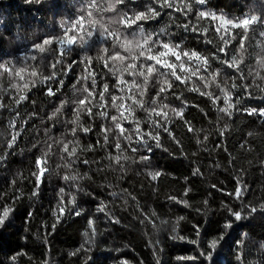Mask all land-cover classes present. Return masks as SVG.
<instances>
[{
	"label": "trees",
	"instance_id": "1",
	"mask_svg": "<svg viewBox=\"0 0 264 264\" xmlns=\"http://www.w3.org/2000/svg\"><path fill=\"white\" fill-rule=\"evenodd\" d=\"M104 2L114 3L115 0ZM147 5L148 0H132L127 4V10L147 11ZM262 6L264 0H208L206 10L217 13L223 11L230 17H239L251 10L259 11ZM78 11L79 0H0V63L10 61L19 66V61L20 64L37 65L41 54L32 51L33 43L42 42L48 36H62L61 24L73 21ZM168 11L165 10L156 19L141 22L146 31L159 32L162 27L167 28L173 41L182 42L185 49H195L208 56L215 50L214 45L221 43L215 35V24L211 25L212 31L209 33V39L214 43L206 45L202 37L198 39L191 31L184 32L182 25L188 22L184 16L176 13L170 17ZM102 15L106 26L121 27L109 24V18L118 19L114 13L105 12ZM192 22H196L195 17ZM201 23L209 27L207 20ZM67 26L71 27V23H67ZM259 31L257 26L256 33L248 42L251 58L246 59L252 75H248L249 67L245 66L243 71L247 80H234L232 70H226L229 73L227 84H222L229 89L232 83L252 85L251 97L244 95L242 89L234 90L233 100L237 95L242 96L241 105L237 106L240 108H264V91H261L264 89V79L256 76L257 72L264 76V69L256 63L257 54L264 48V37L259 36ZM105 43L111 44L110 41L95 39L87 50L76 47L73 54L66 58L64 68L66 70L67 63L73 59L83 60L84 52L87 51L93 58L99 91H103L104 83H108L114 94L127 97V87L120 93L116 84L126 64L110 62V67L116 73L113 76L99 59V56L104 55L100 48ZM236 47L239 48L238 41ZM31 55H36L38 60L24 59ZM50 59L49 56L44 61V71L39 77H32L28 72L22 74L23 80L14 74L0 75V104L4 105L0 107V157H6L0 163V208L7 205L14 209L10 222L0 228V264H13V256H16L15 264H157V260L162 264H196L179 259L198 256L199 249L187 241L172 240L170 237L174 234V228L180 235L196 240L194 226L200 225L207 249L208 242L213 238L218 239L220 233L225 231L223 226L230 218L222 201L235 210L248 205L259 209L264 203V119L248 116L243 111L234 112L231 119H219L223 114L217 111V107L224 106L223 100L213 105L207 96L188 91L187 88H191L195 82L193 77L187 88L177 81L171 91L187 101L189 106L185 109V119L191 122L194 129L202 131L189 132L184 121L166 110L171 118V123L166 126L180 141L179 145L168 133L161 131L162 147L157 148L155 141L150 140L152 152L148 153L145 145L135 143V123L130 118L123 121V127L132 135L131 144L120 138L123 151H118L115 144L119 129L113 126L111 145L104 148L97 145L98 140L103 144L100 129L102 125H112V122L110 118L106 120L99 115L104 111L100 107L99 96L90 98L95 104V119L90 118L86 111L81 114L80 124L92 127L93 131L89 134L78 131L75 138L71 133L72 127H78L71 123L75 119L73 109L79 99L87 96L84 92L86 84H91V80L82 79L87 75L85 64L74 65L67 75L58 74L57 80L39 83L44 75L51 74ZM216 68H221V65L213 61V70ZM221 71L225 69L221 68ZM124 79L131 81L132 77L124 72ZM34 80L37 81L35 87L32 84ZM59 80L64 81L63 85ZM160 82H163L162 79ZM197 86L202 87L199 83ZM48 87L59 91L55 96H49ZM158 87L159 84L156 85ZM210 90L215 95H221L215 85ZM20 95H26L27 99L17 105L16 100ZM175 95L169 94L168 100L162 102L181 107ZM145 99L150 103L148 96ZM107 100L110 114L118 116V111L111 107V97H107ZM126 104H131V101L127 100ZM58 107L61 112L49 119ZM88 107H92V104ZM17 112L19 117L16 116ZM134 115L135 119L142 121L141 128L144 131L151 130L147 112L137 107ZM152 119L161 120L157 116ZM13 120L16 121L15 128L12 127ZM161 123L165 122L161 120ZM225 126L227 131L221 137L219 132ZM17 131L21 132V136L13 149L9 150L8 141ZM205 135L208 136L207 141L203 140ZM74 139L79 140V145L72 143L69 150L77 147L78 158H69L63 151V145ZM197 139L202 143L197 144ZM34 144L36 148H33ZM88 144L96 146L95 150L82 151ZM132 147H138L139 151L133 152ZM44 153H47L50 171L45 174L38 194L33 196L36 186L32 173L38 171L35 161ZM110 154L112 157H122V168L109 160ZM143 155H149L150 162H141L140 157ZM85 159L90 163L85 165ZM196 168L201 170L202 175L193 176ZM157 171L161 175L153 181L149 172ZM65 175H75L77 180L65 181ZM237 177L248 187L243 202L227 195L234 193ZM185 178H188L187 181ZM213 184L223 191L213 189ZM61 188L65 189L63 205L60 204ZM186 188L191 189L187 197L184 196ZM18 195L21 198L16 200ZM73 196L78 210L82 212L80 216L67 211L74 207L67 203ZM170 196L188 199L189 206L176 204L169 200ZM101 204L106 206L110 215L97 211ZM61 206L66 208V212L61 222L57 223L53 210L59 215ZM29 213L32 215L29 216ZM244 214L247 215V212ZM181 216L185 219L179 221L177 227V220ZM89 218L94 220V238L88 226ZM114 219L119 220V223H114ZM54 224L55 229L52 227ZM228 231L230 234L216 257L218 264H261L264 261V248L261 247L264 244V212L258 210L249 219L234 222L233 228ZM85 232L88 236H85ZM241 239L245 243L238 247L236 242ZM238 254L240 261L237 260Z\"/></svg>",
	"mask_w": 264,
	"mask_h": 264
},
{
	"label": "snow or ice",
	"instance_id": "2",
	"mask_svg": "<svg viewBox=\"0 0 264 264\" xmlns=\"http://www.w3.org/2000/svg\"><path fill=\"white\" fill-rule=\"evenodd\" d=\"M132 0H115L114 3L105 4L104 0H79V11L76 18L70 22H63L61 27L63 28L62 36H48L43 39L42 42H36L32 45V51L41 54L39 57L40 63L37 65H26L20 64L18 61L17 65H13L10 61L7 63H0V75L9 74L19 77L21 80L24 79L22 75L28 72L32 77H39L43 74L44 68L42 65L44 61L48 59L49 65L52 69L50 75H44L39 83H47L51 80H57L58 74L67 75L73 70L74 65L79 63L85 64L86 76L82 77L84 81L91 80V84L84 87V92L87 93L83 99H79L76 108L73 109L75 113V119L71 121L72 124L78 125V127H72L71 133L75 138L78 131H82L84 134H89L93 131L92 127H85L80 124L81 114L86 111L87 115L93 120L96 117V113L93 111L95 104L93 99L99 96L101 101L100 107L104 109L99 115L104 119H109L112 125H102L101 133L103 134V144L97 141V145L108 148L111 145L110 134L113 132V126L115 129H119V137L115 144V148L118 151H123L120 138L128 141L130 144L132 142V135L128 133V130L123 127V121L131 120L135 123V134L136 141L138 145H145L147 152H152V146L149 141H155V146L157 148L162 147L161 144V131L168 133L177 145L180 141L175 139L172 130L166 126V124L171 123V118L169 117L170 110L174 117L179 120L184 121L185 126L189 132H197L202 130L194 129L191 122L185 119V109L189 106L187 101L180 95H175L174 91H171L176 86L178 81L181 85L187 88L188 83L195 77V82L191 88H187L190 92H197L201 96H207L213 103L217 105V102L221 99L223 100L222 107H217V111L222 113L223 116L219 119H224L227 117L232 118L234 112L243 111L247 113L248 116H257L258 118L264 119V108L237 107L241 105L242 96L237 95L236 99L233 100L234 90H243V94L251 97L253 94L250 91L251 84H237L232 83L231 89L222 84L226 85L229 73L226 70H232L231 75L233 79H239L241 81L247 80V76L244 74L243 68L245 66L249 67L248 75H252L251 66L247 64V59L251 58V53L248 52L250 47L249 41L252 40V35L256 33L257 26H259V36L264 37V6L259 11L251 10L249 13L239 16L230 17L223 11L217 13L215 11L206 10L208 0H148L147 11H136L133 10L129 12L127 10V4L131 3ZM165 10H169L167 14L172 17L174 14L178 13L185 17L188 21L184 23L183 29L187 33L191 31L196 34L198 39L203 38V42L206 45H213V40L209 39V33L212 31L211 25L215 24V35L219 38L220 44H215V50L210 56L204 55L195 49H185L182 42L173 41L171 39V34L167 28L162 27L159 32H147L143 23L144 21L156 19L162 15ZM112 12L118 19L109 18V24H118L121 27L111 28L106 26L103 22L102 13ZM195 17L196 22H192V18ZM207 20L209 22V27H204L201 23ZM67 23H71V27L67 26ZM99 25V27H97ZM95 39H99L102 42L110 41L111 44L105 43L100 51L104 55L99 56V59L104 62V67L112 72L113 76L116 75L110 67V62L115 63L120 61L126 64V67L122 72H120L119 77H117V91L123 93L125 87L129 91V95L124 97L123 95H116L112 92L111 87L108 83H104L103 91H99V85L97 83L98 77L95 72V65L93 64V58L84 52V59L77 61L73 59L71 62L67 63L66 70L64 68L65 60L67 57L71 56L76 47L87 50L90 43H94ZM238 41L239 48L236 47V42ZM264 43V42H262ZM56 45L55 48L52 46ZM122 50V51H121ZM125 53L127 55H125ZM131 57V59H129ZM174 58V59H173ZM247 58V59H246ZM25 60H38L36 55L25 56ZM213 61L219 62L221 68L225 71H221V68H216L213 70ZM256 63L264 69V48L262 52L257 54ZM170 70V72H169ZM124 72H127L128 76L132 77L131 81L124 79ZM238 74V75H237ZM256 76L264 79V76L260 72L256 73ZM211 77V79H208ZM174 78V79H173ZM162 79V83L160 82ZM63 85L64 81H58ZM255 82V81H254ZM197 83L202 85L198 87ZM33 87L37 85V81H32ZM159 84L158 89L156 85ZM212 85H215L216 89L219 90L221 95H215L210 89ZM27 88V84L24 85ZM259 87V85H257ZM133 89L136 91L133 92ZM204 89H209L205 91ZM59 89L53 90L52 87L47 88V94L49 96H55ZM154 91V95L152 94ZM264 91V89H261ZM175 95V99L181 102V107L172 105L171 103H163L162 101L168 100V95ZM111 97V107L116 109L119 115H111L108 111V100L107 97ZM148 96L150 98V103L145 99ZM93 98V99H90ZM27 99L26 95H20L19 99L16 100V104L19 105L22 101ZM130 100L131 104H126V101ZM125 101V102H121ZM63 103L61 107H63ZM92 104V107H88ZM0 104V107H3ZM139 108L142 111L148 113L149 119L151 121L149 127L151 130L144 131L141 128L142 121L135 119V109ZM61 112V108L58 107L52 113L49 119L57 117V114ZM19 117V112L16 113ZM153 116L160 117L165 123H161V120L152 119ZM26 123V121H25ZM12 127H16V121H12ZM227 131L225 126L220 130L219 135L223 137ZM249 135H252L249 133ZM21 136V132L17 131L12 135L11 140L8 141L7 147L9 150L13 149L16 145L18 137ZM204 141L208 140V136L203 137ZM75 143L79 145V140H70L63 145V151L67 153V157L78 158L77 147H72L69 150V145ZM202 141L197 139V144H201ZM244 145H242L243 147ZM37 145H33L36 148ZM94 145L88 144L86 148H82V151L91 152L95 150ZM219 147V145H217ZM51 148V146H49ZM133 152L139 151L138 147H132ZM167 151V149H165ZM227 151V149H225ZM10 154V152H9ZM6 157H0V163ZM122 157L117 155L112 157L109 155V160L114 161L116 165L121 168ZM123 159H128L123 157ZM141 162H150L149 155H143L140 157ZM85 165L89 164L90 161L85 159L83 161ZM98 163V162H96ZM47 153L43 156L37 157L35 161V167L38 171L33 172L32 175L35 177L36 191L32 193L36 196L39 192V188L45 178V174L50 171L47 167ZM70 166V165H69ZM147 166V163L146 165ZM217 167H219L217 165ZM149 175L153 181H156L160 177L161 173L159 171ZM202 175L199 168L194 169L193 176ZM186 181L188 178H185ZM65 181H76L77 176L65 175ZM15 183V181H13ZM236 188L234 193H227L230 197L241 200L243 202L245 192L248 191L247 185L239 178H236ZM213 189L223 191V189H218L217 185H212ZM190 188H186L184 196L187 197ZM115 195V193H113ZM21 196H16L15 199L19 200ZM65 189H60V204H64ZM134 199V198H133ZM169 200L174 201L176 204H183L185 207L189 206L188 199H177L175 196H170ZM68 204L73 205L71 209H67L69 213H74L76 216H80L82 212L78 210L76 206L75 196L68 200ZM207 200L205 204L207 205ZM222 206L229 213V219L226 220L224 224L225 231L220 233L219 238H213L208 242L207 249L204 247V233L202 232L201 226L196 225V240H191L183 235H180L176 228L173 229V235L170 237L172 240L187 241L188 243L194 244L199 249L198 256L190 257H180L181 260L194 261L196 264H218L216 257L219 255L220 249L223 247V242L227 239L230 234L228 230L233 228L234 222H238L244 219H249L258 210L264 212V203L260 205L258 209L255 206L248 205L247 207H241L240 210H235L232 206L222 201ZM97 211L103 212L106 215H110L106 211V206L101 204ZM66 208L64 206L59 207V215L57 211L53 210V215L56 216L57 223L61 222V218L65 215ZM247 212V215L244 213ZM14 213V209L11 206H3L0 208V228L6 226ZM32 213H29L31 216ZM234 218V220L232 219ZM183 216L179 217L177 220V227L179 226V221L184 220ZM114 223H119V220L114 219ZM88 226L92 229V237L96 235V229L94 228V220L89 218ZM53 229L56 225L54 224ZM245 237L247 234H244ZM85 236L88 233L85 232ZM91 242V241H89ZM237 246H243L245 241L241 239L236 242ZM264 248V244L261 245ZM75 255V253H73ZM13 264H15L16 256L12 258ZM237 260L240 261V255L238 254ZM157 264H162L160 260H157ZM243 264V262H241ZM264 264V261H261Z\"/></svg>",
	"mask_w": 264,
	"mask_h": 264
},
{
	"label": "bare ground",
	"instance_id": "3",
	"mask_svg": "<svg viewBox=\"0 0 264 264\" xmlns=\"http://www.w3.org/2000/svg\"><path fill=\"white\" fill-rule=\"evenodd\" d=\"M181 123V122H180Z\"/></svg>",
	"mask_w": 264,
	"mask_h": 264
}]
</instances>
